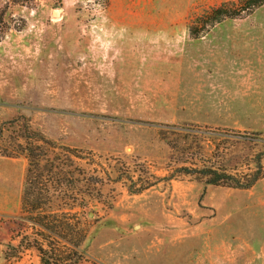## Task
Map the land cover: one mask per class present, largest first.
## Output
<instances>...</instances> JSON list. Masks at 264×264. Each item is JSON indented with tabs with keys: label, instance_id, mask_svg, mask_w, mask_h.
Returning <instances> with one entry per match:
<instances>
[{
	"label": "rangeland",
	"instance_id": "obj_1",
	"mask_svg": "<svg viewBox=\"0 0 264 264\" xmlns=\"http://www.w3.org/2000/svg\"><path fill=\"white\" fill-rule=\"evenodd\" d=\"M242 6L0 0V264H264V156L247 189L183 168L264 152V3Z\"/></svg>",
	"mask_w": 264,
	"mask_h": 264
},
{
	"label": "trees",
	"instance_id": "obj_2",
	"mask_svg": "<svg viewBox=\"0 0 264 264\" xmlns=\"http://www.w3.org/2000/svg\"><path fill=\"white\" fill-rule=\"evenodd\" d=\"M263 3L264 0H242L243 6L241 10H243V12L249 10L252 11L254 8L259 7ZM213 12L214 14L212 17L215 19L234 17V12L225 10L224 8H218ZM33 141L34 136H31L30 142L26 147V156L28 158L29 167L26 171V182L23 188L22 203L25 206L30 205L32 209H37V206L39 204L37 203V201L39 197L36 188L38 187L36 186V182L33 179V174L40 169L39 167L41 166L42 162L41 151L43 150V147L41 145L34 144ZM245 156L247 157V154H245ZM263 156L264 152H259L253 159L254 169L249 167V171H241V173H239V167L249 166L250 164L244 163V159L242 160L244 156L239 155L237 157H234V155L232 156V152L227 149H224V151L222 152L223 160L222 163H219L218 165L212 164L210 161H208L211 164L202 163V167L190 166L183 168L184 170H186V172L197 173V176H199V178H202L203 189H205V187L209 185H226L227 187L233 189H247L253 186L260 177L262 171L261 158ZM82 210L86 212L87 207H82ZM62 214L65 215L66 212H62ZM38 220L39 223L37 224L44 230L53 232L56 237L61 239L63 242L72 244V246L76 249L80 247L82 239L84 238V235H82L80 232H77V234L79 235L78 240L73 241V238L68 239L69 233L67 232V225H64L63 227L56 225L48 227L47 225L43 224L42 219L39 218ZM37 250L41 254L42 263L54 264L44 257V254L47 250L44 249L42 245H37ZM81 256V253L78 254L73 264H77L82 258Z\"/></svg>",
	"mask_w": 264,
	"mask_h": 264
},
{
	"label": "water",
	"instance_id": "obj_3",
	"mask_svg": "<svg viewBox=\"0 0 264 264\" xmlns=\"http://www.w3.org/2000/svg\"><path fill=\"white\" fill-rule=\"evenodd\" d=\"M58 11H60V9H56V13H57ZM58 13H59V12H58ZM58 13H57V14H58ZM57 14H56V15H57Z\"/></svg>",
	"mask_w": 264,
	"mask_h": 264
},
{
	"label": "bare ground",
	"instance_id": "obj_4",
	"mask_svg": "<svg viewBox=\"0 0 264 264\" xmlns=\"http://www.w3.org/2000/svg\"><path fill=\"white\" fill-rule=\"evenodd\" d=\"M57 13H58V12H57ZM57 13H56V10H55L54 14L56 15Z\"/></svg>",
	"mask_w": 264,
	"mask_h": 264
}]
</instances>
